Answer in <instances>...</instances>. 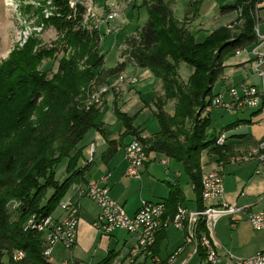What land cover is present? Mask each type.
Returning a JSON list of instances; mask_svg holds the SVG:
<instances>
[{
  "label": "trees",
  "instance_id": "trees-1",
  "mask_svg": "<svg viewBox=\"0 0 264 264\" xmlns=\"http://www.w3.org/2000/svg\"><path fill=\"white\" fill-rule=\"evenodd\" d=\"M255 2L235 0L219 7L222 13L240 10L238 19L243 22L239 30L233 32L235 24L222 26L197 41L164 0H143L147 20L140 27L131 52L122 53V61L103 70L99 30L79 24L85 7L76 3L70 8L67 0L53 1L60 15L46 21L61 34L64 45L73 49V54L62 57L57 71L48 79L36 66L44 57L53 56L57 48L39 46L34 50L40 42L32 38L13 50L0 65V264H6L4 256L9 264H51L42 254L41 233L25 228V224L32 215L37 219L54 212L80 173L76 167L82 157L79 143L91 128L102 134L100 107L80 104L86 98L82 85L103 73L115 76L129 62L149 69L160 80L165 98L176 100L173 114L165 112L158 101L154 116L159 130L149 138L140 137L142 130L132 126L133 117L114 107L115 116L124 133L140 138L147 152L162 153L182 163L194 183L197 208L202 207L201 152L210 149L219 153V145L224 142L216 144V138L208 135L209 119L200 118L196 109L204 111L209 104L213 83L223 69V57L257 42ZM83 58L84 66L80 69ZM181 62L192 68L184 83L178 78ZM41 105L37 120L32 122L31 114ZM185 120L192 122L189 129L184 128ZM181 135L183 140L179 139ZM107 141L106 155H111L116 145L114 140ZM63 163L65 176L58 181L55 176ZM49 189L52 190L47 195ZM180 197V190L172 185L164 200L166 214H173ZM11 201L18 202L14 219L8 208ZM17 250L25 252V257L14 261L12 254Z\"/></svg>",
  "mask_w": 264,
  "mask_h": 264
},
{
  "label": "crops",
  "instance_id": "crops-1",
  "mask_svg": "<svg viewBox=\"0 0 264 264\" xmlns=\"http://www.w3.org/2000/svg\"><path fill=\"white\" fill-rule=\"evenodd\" d=\"M110 1L113 2L114 0ZM187 1L188 3L185 4L183 9V16L181 18L176 16V18L181 20L184 15H190L191 6L195 7L196 14L193 18V23H191L193 28L191 30L193 31V36H200L201 40L209 32L219 27L236 25L240 22L238 19L240 15L239 9L222 13L219 8L223 5L233 4L235 0L217 3V7L209 19L199 16L200 5L198 3L194 4L196 0ZM116 4V8L122 7L121 3ZM175 4L177 5V0ZM124 6L125 11L123 13L108 21V26L117 31L131 27L129 23V16H131L129 2ZM138 7L139 16H141V12L146 14L143 23L140 25L142 26L147 20V11H145L146 9L141 3L138 4ZM172 10L175 13L176 8ZM255 13V25L258 33L264 35V0H256ZM100 24L105 23L101 22ZM254 49L257 53L264 54V40L233 51L223 57L221 61L222 72L212 86L213 89L215 84H220V90L213 93L211 89L213 95L221 93L224 99H228L227 89L241 83L253 84L264 89V77L260 78L253 69V64L256 61V54L253 53ZM127 64H130L129 66L134 69L133 75L137 77V82L124 87L117 94V103H114L116 92L110 91L109 94H106V102L101 107L99 115L102 134L100 131L91 128L84 135V140L82 139L79 143V146L82 147V157L76 162V167L80 173L73 179L61 199L79 205L76 242L71 248H65L60 244L54 245L48 258L51 264H74L79 260L97 264L106 261V259H123L130 256L131 250L136 245V235L122 229L114 230L108 234L101 233L94 226L99 207L92 199L90 200L89 197L82 193V190L89 183L97 181L103 175L106 176L105 183L109 187L111 198L123 205L129 215L135 213L142 200L164 201L168 197L172 185L180 190L181 197L177 200V205L181 204L189 209L197 208L198 195L195 191L194 183L189 175L184 172L182 163L175 159H170L165 154L155 151L147 152V159L139 169L140 176L136 178L126 175L127 163L124 158L123 147L133 136L124 133L125 129L115 116L113 109L114 107L118 108L120 112L131 116L121 106L124 97L127 94L136 98L138 96L147 97V101L138 110L139 113L133 116L132 126L142 130L141 136L151 137L159 130V124L153 114L155 111L153 102L162 88L160 80L154 77L149 69L138 67L132 62ZM126 65L121 73L126 72ZM103 69L108 68L103 67ZM108 77H111V75ZM112 78H114V75H112ZM151 79L155 80L151 98L147 96L148 91L143 92V94L139 91L140 89L144 90L142 81L140 82L142 87L139 86V89H134L139 80L151 81ZM218 109H221L218 119L222 120L219 129L216 130L211 127L210 116L213 113L212 109L205 112L210 122L206 132L215 138L223 134L225 140L222 145H219L222 148L219 153H215L210 149L201 152L200 172L203 173V171L212 168H218L221 171L224 187L222 199L243 209L233 215L222 216L218 220L227 218L232 225H235L237 220H247L249 212L261 210L264 203V200L261 199L264 193V177L255 173L254 169L257 162L253 158L243 161L237 160L240 155L253 148L264 135V110L260 108H243L236 111ZM107 140H114L116 145L115 152L111 155H106L109 147ZM90 144L94 145V153L92 161L88 162L87 152ZM153 163H157L158 166H154ZM62 168L64 169V163ZM189 191L193 195V198L188 200L191 201L192 206L186 204L187 192ZM63 215V211L59 208L52 213L54 218H60ZM182 236V230L175 229L171 225L161 227L152 248L155 256L165 258L166 254L181 243ZM170 237L173 238L171 247ZM218 251H221L220 248Z\"/></svg>",
  "mask_w": 264,
  "mask_h": 264
},
{
  "label": "built area",
  "instance_id": "built-area-1",
  "mask_svg": "<svg viewBox=\"0 0 264 264\" xmlns=\"http://www.w3.org/2000/svg\"><path fill=\"white\" fill-rule=\"evenodd\" d=\"M119 10L111 9L106 13L101 22H108L119 15ZM85 18L94 15L93 6L86 8ZM96 28V26H95ZM257 42L264 40V35L258 33L255 25ZM112 27H107L105 34L112 33ZM253 69L260 77H264V54L257 53ZM132 59V58H131ZM123 60V57L120 61ZM110 84L100 88V94L108 92H121L124 87L137 82V77L117 74ZM228 99L218 93L211 97L209 104L204 108L210 111L214 108H222L236 111L243 108H260L264 110V89L253 84L241 83L227 89ZM95 101V100H94ZM97 101V99H96ZM225 140L223 134L219 135L215 143L222 144ZM146 145L140 138L133 136L124 148L126 160V175L129 177L140 176L139 169L147 159ZM94 145L88 147V159L92 161ZM254 159L257 162L255 173L264 177V135L257 144L240 155L237 160ZM106 176H101L97 181L89 183L82 193L92 199L99 207V213L94 221V226L103 234L122 229L137 237L136 245L131 250L130 256L123 259H111L97 264H190L195 256L199 261L194 264H264V248L248 258H235L230 252L219 253V242L214 236V225L217 220L226 215H233L243 209L235 204H230L222 199L223 175L218 168H212L201 173V208L189 209L178 204L173 214H166L165 203L159 201L142 200L134 214L129 215L123 205L111 198L109 187L105 183ZM264 200V193L261 196ZM57 208L64 215L54 218L52 215L35 218L32 215L26 222L25 228H31L41 233L43 239L42 254L49 258L52 248L60 244L65 248H71L76 242L79 205L69 201L60 200ZM247 220L254 230L264 232V203L261 210L249 212ZM171 225L175 229L182 230L181 243L166 254L165 258L155 256L153 246L156 235L161 227ZM183 255L185 258L180 259ZM25 257L22 250L14 251L12 259L21 260ZM74 264H94L90 261H76Z\"/></svg>",
  "mask_w": 264,
  "mask_h": 264
},
{
  "label": "rangeland",
  "instance_id": "rangeland-1",
  "mask_svg": "<svg viewBox=\"0 0 264 264\" xmlns=\"http://www.w3.org/2000/svg\"><path fill=\"white\" fill-rule=\"evenodd\" d=\"M53 1L54 0H0V65H2V63L9 58L8 56H10L13 50L21 48L28 40L30 41V39L32 38L40 42L38 45L34 46V50L39 46L43 49L47 47L51 48L53 46H56L57 48L53 56L49 58L44 57V59H42L36 66L37 69L44 71V76L48 79H50L53 74L57 71L59 60L62 57L68 58L70 55L73 54V49L64 45L65 43L61 39V34H58V32L51 25V23H48L46 21L52 16L60 15L56 10V7L53 5ZM67 1L70 8H74L76 3H79L85 7V11L88 6H93L95 16H89L86 19L84 13L79 24L81 25V27L83 26L84 28H87L89 30L95 28L96 26L95 29L99 30V54L103 56L101 69H103V67H106L108 69L110 67H114L117 63L120 62L122 58V53L126 52L129 54V52H131V45L134 40H136V38L138 37V32L141 27L140 25L143 23L146 16L145 12H141V16H139L138 13V4H140L143 0H114L113 2H109V0ZM164 1L170 6V10L176 8L175 13L172 10L173 14H175V17L177 16L181 18L183 16V9L185 4L188 3L187 0H177V5L175 4L176 0ZM226 1L228 2L230 0H202V2L199 1V16L205 17V19L211 18L215 8L217 7V3H224ZM128 2L129 7H131V16H129V23L131 24V27L126 29L122 28L118 31L113 29L112 33L105 34V30L107 27H109V24L108 22H102L105 24H100L99 22L103 21V18H105L106 13L111 11V9L118 8L117 10H119V14L123 13L125 11L124 5L128 4ZM116 3H121L122 7L116 8ZM194 8L195 7L191 6L190 15H184V17L180 20L186 25V29L192 33L193 31L191 29L193 28L191 26V23H193V18L196 14ZM242 22L243 21L240 20L239 24H236L235 28H233V32H237L239 30ZM98 25L100 26V28ZM195 39L197 41L201 40L200 36L197 35L195 36ZM118 58L119 61L117 62ZM84 60L85 58H83L79 62L80 69L84 66ZM129 65L130 64L126 65V72L122 73V75L126 77L132 76L134 73V69L131 68V66ZM94 72L96 73L97 70ZM191 72L192 68L187 64H184V62H181L178 67L179 81H182L184 83L187 80L188 76L191 74ZM116 77L117 75H115L114 78H112V76L108 77L105 73H103L99 78L94 77L90 80H87L81 87V90H85L86 92V98L83 99L82 103L80 104L85 106L94 104L97 107H100L101 111V107H103L104 103L106 102V94H109V92L100 94L99 90L102 86L115 81L114 79H116ZM141 81L143 82L144 90L140 89L139 91H141L142 94L143 92L148 91L147 96L151 98L152 88L153 84L155 83V80H139L138 83L134 86V89H139V86L142 87L140 85ZM219 88L220 84H215L214 88L212 89L213 93L220 90ZM118 93H116V95L114 96V103H117ZM146 101L147 97L138 96L136 98L127 94L124 97L121 106L124 107L129 114H131L130 117H133L137 113H139L138 110L142 107L141 105H144ZM158 101L162 105L165 112H167L168 114H173V109L175 106L174 104L176 100L165 98L162 88L153 102L155 105V111L157 110L156 103ZM41 107L42 105L38 106L37 110H35V112L31 114L32 122H35L37 120ZM220 111L221 109L218 108L213 109V113L210 116L211 127L216 130L219 129V125L222 123V120L218 119ZM196 112H198L200 114V118H202L206 116L205 112L207 111H199V109H196ZM191 124V120H185L184 128L189 129ZM140 137L146 138L141 136V133ZM179 139L183 140V136L181 135ZM153 165L158 166L157 163H153ZM61 168L62 166L60 167L59 171L56 173L55 176L58 181H61L62 176L65 175V166L64 169ZM50 190L52 189L48 190L47 195L51 193ZM187 197L188 198L186 199V204L192 206L191 201H188L193 198L191 191L187 192ZM17 204L18 202L16 201H11L8 204V208L13 215V219L16 217L15 209ZM214 236L220 244L221 251L219 253H225L226 251H228L235 258H248L264 248V232L254 230L248 220H237L235 225H232L231 221L227 218L217 220L216 224L214 225ZM169 240L171 241V247L173 238L170 237ZM185 256L186 255H183L180 259L185 258ZM3 259L6 264H9L8 258L6 256H4ZM198 261L199 258L195 256L190 262V264H194Z\"/></svg>",
  "mask_w": 264,
  "mask_h": 264
},
{
  "label": "water",
  "instance_id": "water-1",
  "mask_svg": "<svg viewBox=\"0 0 264 264\" xmlns=\"http://www.w3.org/2000/svg\"><path fill=\"white\" fill-rule=\"evenodd\" d=\"M41 216H43V214Z\"/></svg>",
  "mask_w": 264,
  "mask_h": 264
}]
</instances>
